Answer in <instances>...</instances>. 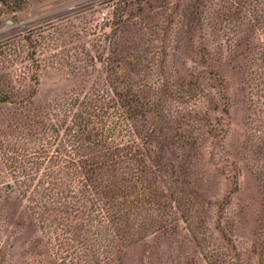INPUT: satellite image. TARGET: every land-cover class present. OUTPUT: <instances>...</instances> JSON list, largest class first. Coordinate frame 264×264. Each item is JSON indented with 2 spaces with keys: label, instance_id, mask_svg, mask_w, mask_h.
I'll list each match as a JSON object with an SVG mask.
<instances>
[{
  "label": "rangeland",
  "instance_id": "obj_1",
  "mask_svg": "<svg viewBox=\"0 0 264 264\" xmlns=\"http://www.w3.org/2000/svg\"><path fill=\"white\" fill-rule=\"evenodd\" d=\"M137 134L145 170L104 191V218L40 209L46 165L4 158L49 136V156L84 144L74 158L114 170ZM0 264H264V0H23L0 18Z\"/></svg>",
  "mask_w": 264,
  "mask_h": 264
},
{
  "label": "trees",
  "instance_id": "obj_2",
  "mask_svg": "<svg viewBox=\"0 0 264 264\" xmlns=\"http://www.w3.org/2000/svg\"><path fill=\"white\" fill-rule=\"evenodd\" d=\"M22 6L23 0H0V18L6 14L15 13L16 10ZM1 94V100L5 102V100L8 99V94ZM120 106L123 107L124 103ZM136 111L137 109L133 108V113ZM117 115L118 121L122 122V118L124 116L123 112L119 110ZM91 125H93V129L86 127L84 132H82V136H84V138L83 140L80 138L81 142L91 141L93 134H99L100 128H98L94 122H91ZM52 139L53 137L47 136L44 139L45 143H40L38 146L32 147V149L36 150L33 151L30 156H28V154L23 155L24 147L18 150H13L7 146V149L16 153L17 156L13 157L5 153L4 157L6 161L11 163V166L18 160H25L32 157L38 160L37 164L40 167L46 165L44 169V176L46 178L45 184H47V186L43 189H39L40 191L38 192L40 209L47 211L50 206L52 208V206L60 204L64 208L68 209L62 210L65 212H69L70 209L85 208L89 209L90 212L100 213L102 211L104 218L108 211V204L105 203L101 197L102 194H104V191L109 190L110 192H125L129 190L133 182L140 181V172L142 173L145 170L144 165L146 161L142 157V149L139 142L140 139L144 140V138L141 137V134H137V139L134 140L133 146L130 148L131 152H129L128 155L125 154L128 160L126 166L116 168L114 170L106 168L104 164L99 162L91 163L90 160L74 158L77 157L78 153L80 154L86 148L84 144L76 143L74 148L67 152V159L65 160L62 156L60 157V151H57L56 153H53L52 156H49L53 143ZM24 146L28 147L26 145ZM3 147L5 148L4 144ZM44 161H47V164ZM122 162L124 164L126 161L122 160ZM141 164L143 165V170L140 169ZM106 175H108V177ZM32 180L33 178L31 177L27 178V182ZM27 182H22V184H27ZM141 189L144 191V186ZM57 231L58 230H55L54 232ZM60 231L62 234L61 236H57V240H62L59 244L65 247L63 250L69 254H71V249L75 250V253L72 255L79 253L75 245L72 243H75L78 240L70 237L71 231L67 228L66 230L61 229ZM100 233L101 231L98 230V234ZM98 234L94 233L96 236V242L99 246H101ZM79 244H82V248L84 247L83 243L79 242ZM89 250L90 252H94L92 249H88V251Z\"/></svg>",
  "mask_w": 264,
  "mask_h": 264
}]
</instances>
